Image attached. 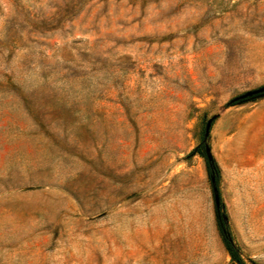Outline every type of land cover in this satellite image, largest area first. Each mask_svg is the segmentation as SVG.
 <instances>
[{
	"label": "rangeland",
	"instance_id": "obj_1",
	"mask_svg": "<svg viewBox=\"0 0 264 264\" xmlns=\"http://www.w3.org/2000/svg\"><path fill=\"white\" fill-rule=\"evenodd\" d=\"M264 0H0V264H264ZM200 147L205 156L193 153Z\"/></svg>",
	"mask_w": 264,
	"mask_h": 264
},
{
	"label": "trees",
	"instance_id": "obj_2",
	"mask_svg": "<svg viewBox=\"0 0 264 264\" xmlns=\"http://www.w3.org/2000/svg\"><path fill=\"white\" fill-rule=\"evenodd\" d=\"M264 96V93H261L259 95H253L251 97H248L247 99H242L240 101H236L234 103L230 104H236L238 102H245L247 100H256L257 98ZM206 144V142H205ZM205 148V147H204ZM193 153H200L201 155L205 156V152L200 149V147L196 148ZM208 163V171L210 174V177L212 175L216 176V185L219 188L220 191V204L217 205L216 202V219H217V225L219 228V231L223 237V240L225 242L226 248L232 258V260L237 263V264H249V262L246 260L244 255L242 254L241 248L239 245L236 243L234 239V235L232 232V228L229 222V215L228 211L226 208L225 201L223 199L222 193H221V188H220V179H221V169L218 165V163L214 160V163L211 164V162L207 159ZM253 264H257L254 261H251Z\"/></svg>",
	"mask_w": 264,
	"mask_h": 264
},
{
	"label": "water",
	"instance_id": "obj_3",
	"mask_svg": "<svg viewBox=\"0 0 264 264\" xmlns=\"http://www.w3.org/2000/svg\"><path fill=\"white\" fill-rule=\"evenodd\" d=\"M261 93H264V85L258 87V88H255V89H252V90H248L234 98H232L229 103H234L236 101H240L242 99H247L248 97H251L253 95H259ZM213 120H214V117H211L207 124H206V128H205V134H204V140L205 142L207 141L209 135H210V131H211V126H212V123H213ZM205 150H206V156H207V159L211 162V164L214 163V156L211 152V148L209 146L208 143L205 144ZM211 181H212V184H213V190H214V197H215V202L217 205L220 204V191H219V188L218 186L216 185V176L215 175H212L211 176Z\"/></svg>",
	"mask_w": 264,
	"mask_h": 264
}]
</instances>
